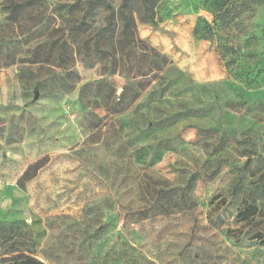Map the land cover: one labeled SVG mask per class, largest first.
Instances as JSON below:
<instances>
[{
  "label": "rangeland",
  "instance_id": "obj_1",
  "mask_svg": "<svg viewBox=\"0 0 264 264\" xmlns=\"http://www.w3.org/2000/svg\"><path fill=\"white\" fill-rule=\"evenodd\" d=\"M122 1L0 0V264H264V0Z\"/></svg>",
  "mask_w": 264,
  "mask_h": 264
},
{
  "label": "trees",
  "instance_id": "obj_2",
  "mask_svg": "<svg viewBox=\"0 0 264 264\" xmlns=\"http://www.w3.org/2000/svg\"><path fill=\"white\" fill-rule=\"evenodd\" d=\"M128 1L129 0H123L122 3L120 4L119 8H118V12H119V16L122 18V20L124 21V27L122 30L123 36L125 37V39H130L132 37V27H134L133 25V17L131 15H129L126 11V8L128 6ZM246 11H249L251 9L250 6H246ZM241 13V12H239ZM237 11V15L239 14ZM115 16V8L114 6H110V13H109V19L112 20L113 17ZM202 36H206V35H202ZM123 103L122 98H120L117 102L118 106L121 105ZM120 110V109H119ZM42 162L38 161L35 164H33L32 166H30V168L36 167V169H40L42 167ZM27 174V173H26ZM252 214V213H249ZM5 264H45L44 261H42L40 258H38L37 256L33 255L31 251H17L15 254L6 257L4 259Z\"/></svg>",
  "mask_w": 264,
  "mask_h": 264
},
{
  "label": "water",
  "instance_id": "obj_3",
  "mask_svg": "<svg viewBox=\"0 0 264 264\" xmlns=\"http://www.w3.org/2000/svg\"><path fill=\"white\" fill-rule=\"evenodd\" d=\"M38 94H39V93L37 92L36 95H35V98H36V99L38 98Z\"/></svg>",
  "mask_w": 264,
  "mask_h": 264
}]
</instances>
